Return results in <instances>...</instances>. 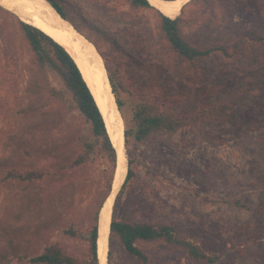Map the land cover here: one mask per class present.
I'll list each match as a JSON object with an SVG mask.
<instances>
[{"label":"rangeland","instance_id":"374dc122","mask_svg":"<svg viewBox=\"0 0 264 264\" xmlns=\"http://www.w3.org/2000/svg\"><path fill=\"white\" fill-rule=\"evenodd\" d=\"M69 1L80 8L81 20L122 45L107 62L109 68H123L126 86L133 91L134 96L121 79L115 80L125 103L126 129L131 100L137 98L162 103L173 114H192L215 101L232 107L224 122L202 121L179 131L174 139L178 145L166 138L140 144L131 137L126 152L128 160L134 161L136 177L126 188L118 216L124 213L138 221L175 225L216 255L213 264H264V15L255 21L259 14L255 9L246 13L243 5L235 7L231 0H212L215 16L206 24L202 6L183 9L181 15L197 19L185 28V35L198 44H209L227 32L235 41L236 33L224 28V19L229 20L236 9L241 14H234L232 21L241 26L240 32L263 22L259 42L244 38L243 58L213 56L201 60L200 69L191 74L160 42L156 11L134 13L127 0ZM114 11L131 12L135 22L150 26L149 33H143L142 26L132 31L130 24L116 23ZM18 18L0 6V175L15 169L47 173V177L0 184V264H34L33 258L54 245L84 259L91 215L109 194L106 175L111 164L96 152L87 166L60 171V165L82 154L85 141L93 139L90 124L55 71L50 69L48 77L63 99L45 114L30 119L21 114L38 98L27 96L33 55L16 27ZM83 33L92 32L86 28ZM101 45L107 52V44ZM71 227L84 236L70 237ZM140 248L151 256V264H193L162 243H143ZM109 264L141 262L113 247Z\"/></svg>","mask_w":264,"mask_h":264},{"label":"trees","instance_id":"16d2710c","mask_svg":"<svg viewBox=\"0 0 264 264\" xmlns=\"http://www.w3.org/2000/svg\"><path fill=\"white\" fill-rule=\"evenodd\" d=\"M47 1L54 6L63 18L70 21L78 31L84 32L86 28L91 29L92 33H86V35L94 42L106 62L109 54L112 53L115 48H120L122 46L117 40L110 39L109 35L99 29V27H96V25L89 24L87 20H81L80 8L75 3L69 0ZM88 1L92 2L93 0ZM231 1L235 7L243 5L246 13H250L254 9L258 11L259 14L253 19L255 21L259 20L260 14L264 15V0ZM127 3L134 13L142 9L156 11L159 18L155 25V30L160 37V42L164 43L169 55L176 56L179 61L186 65V70L191 74H195L200 69L201 60H207L213 56H221L226 60H231L234 57L243 58L241 46L244 42V38L252 42H259L261 39L259 34L261 29H259V26L264 22V18L262 23H256V27L243 33L239 31L241 26L238 24L235 25L232 21L234 14H241L237 9L233 12V15H229V20L224 19V28L231 29L236 33L234 35V38H237L235 41L232 42L230 40V33L227 32L225 37L217 39L209 44H198L185 35V28L195 23L197 19H188L184 14L179 17L176 16L177 18L175 19H171L152 7L149 0H127ZM211 3L212 0H192L184 9L191 5L202 6L206 10V12L203 13L205 23L209 24L212 22V17L215 16L212 11L213 7ZM114 10H117V8ZM114 12L115 15L113 20L116 23L130 24L131 27L128 26V29L132 31H135L136 26L139 27V29L141 28L142 25L138 21L135 22L133 20L131 12ZM16 27L23 40L27 42L33 55L30 67L31 77L26 89L27 96L29 98L37 96L38 98L29 107L22 110L21 114L25 116L24 118L28 119L39 114H45L53 103L63 99L62 91L54 87L48 77L50 69L55 71L63 81L66 90L72 95L75 106L90 124L91 138L93 139L92 141H85V151L82 152V154L73 158L70 163L60 165L59 169L60 171L72 172L76 171L78 168L85 167L90 162V156L97 152V154L105 158L111 164V172L106 175V181L110 192L116 168L117 153L107 132L103 115L87 83L83 79L77 64L62 45L42 30L19 18L17 19ZM149 28L150 26L143 24L142 32L149 33ZM4 29L5 28H3V30ZM93 34L96 35V40L92 39ZM102 41L107 44V52L103 51L101 45ZM148 41H151L149 37ZM133 45L137 46V42L134 41ZM133 59L135 61L139 60L138 57H133ZM106 66H108L110 81L119 108L122 111L125 103L119 97L118 86L115 80L121 79L125 90L132 96H134L133 91L126 86L123 68H109L108 62ZM130 105L131 120L129 121L130 127L126 129V145L129 144L131 137H134L135 141L140 144H149L156 142L158 139L166 138L171 144L178 145L174 139L179 131L197 127L202 121H208L210 123L224 122L232 111L231 106L220 103L219 101H215L211 106L199 107L198 110L192 114H173L166 109L167 106L163 107L162 103H158L151 99H133ZM24 153L28 154V151L24 150ZM133 165L134 161L130 159L126 180L115 202L111 224L109 259L111 258L113 247H119L131 259L139 260L141 264H151V256L140 248V244L162 243L167 247L180 251L193 264H201L203 262L206 264L215 263L217 260L216 255L209 254L198 242L191 240L188 235L179 231L175 225L138 221L131 219L130 216L124 213L122 217L118 216L121 199L126 188L132 184L136 177ZM46 177L47 173L36 175L35 171L18 173L15 169H8L1 173L0 184L4 185L15 179H19L22 182H33L39 179L44 180ZM107 195L102 197L93 215H91V225L88 236L84 237L88 242L87 255L84 259L75 258L64 252L60 247L54 245L46 248L44 253L33 258L32 262L34 264H99L98 221L101 207ZM237 204L241 206L240 203ZM67 233L72 238H82L84 236L83 233H78L73 227H71Z\"/></svg>","mask_w":264,"mask_h":264},{"label":"bare ground","instance_id":"6f19581e","mask_svg":"<svg viewBox=\"0 0 264 264\" xmlns=\"http://www.w3.org/2000/svg\"><path fill=\"white\" fill-rule=\"evenodd\" d=\"M4 3H12L17 9V13L22 19L42 30L47 35L52 37L55 41L64 46L75 59L82 75L93 92L98 106L104 116L106 127L111 138L112 144L116 146L119 153V177L120 183L127 173L126 159L122 156L123 140L120 135V129L117 127L115 121L119 118L117 109L115 107L114 98L111 94V89L107 83V77L103 68V61L96 53L93 45L87 38L78 33L67 22L63 21L50 8L46 0H3ZM189 0H149L157 9L161 10L169 17L178 16L183 5ZM93 62V63H91ZM120 138V142H119ZM117 182L116 187H119ZM117 190V189H116ZM113 196L108 200L103 209V225L102 234L105 237L108 235L109 216L106 217V211H110ZM99 252L102 253L103 242L99 239Z\"/></svg>","mask_w":264,"mask_h":264},{"label":"water","instance_id":"95a60500","mask_svg":"<svg viewBox=\"0 0 264 264\" xmlns=\"http://www.w3.org/2000/svg\"><path fill=\"white\" fill-rule=\"evenodd\" d=\"M164 1H166V0H164ZM192 0H189L188 2H186L184 5H183V7H182V9H181V11H180V13H179V15L177 16V17H179V16H181V14H182V12H183V9H184V7L189 3V2H191ZM46 2L49 4V6H50V8L53 10V12L57 15V16H59L63 21H67L71 26H72V28L74 29V30H76L78 33H80V34H82V35H84L86 38H87V40L93 45V47H94V49H95V51H96V53L99 55V57H101V59H102V61H103V68H104V70H105V73H106V77H107V83H108V85H109V87H110V89H111V94L113 95V98H114V103H115V107H116V109H117V112H118V115H119V118H120V120L118 119V118H116V121H115V123H116V125H117V127L120 129V135L122 136V140H123V142H124V144H123V148H122V156H124L125 157V159H126V167H127V173H128V169H129V160H128V155H127V152H126V124H125V119H124V116H123V114H122V111H121V109L119 108V105H118V102H117V99H116V95H115V93H114V90H113V87H112V84H111V81H110V77H109V72H108V68H107V66H106V63H105V59L102 57V55H101V53L99 52V50L97 49V47H96V45L94 44V42L92 41V40H90L88 37H87V35L86 34H84L83 32H80V31H78L77 29H76V27L70 22V21H68V20H66L65 18H63L62 16H61V14L54 8V6L51 4V3H49L47 0H46ZM168 2V1H167ZM150 3V2H149ZM150 5L152 6V7H154L156 10H158L161 14H163L164 16H166V17H169V16H167V15H165L161 10H159V9H157L154 5H152L151 3H150ZM0 6L1 7H3V8H5V9H7V10H10V11H12V12H15L18 16H19V18H20V20H22V21H24L23 19H22V17L19 15V13H17L18 11H17V9L15 8V6L12 4V3H4V1L3 0H0ZM177 17H169V18H171V19H175V18H177ZM25 22V21H24ZM57 42V41H56ZM60 44V43H59ZM61 45V44H60ZM64 47V46H63ZM65 48V47H64ZM65 50L70 54V52L65 48ZM71 55V54H70ZM71 57H72V55H71ZM73 58V57H72ZM74 59V58H73ZM74 61H75V59H74ZM75 63H76V61H75ZM91 63H93V62H91ZM77 64V63H76ZM78 66V65H77ZM79 68V67H78ZM79 70H80V68H79ZM80 72H81V70H80ZM81 74H82V72H81ZM83 76V75H82ZM83 79H84V77H83ZM85 80V79H84ZM86 82V81H85ZM88 85V84H87ZM88 87H89V85H88ZM89 89H90V87H89ZM90 91H91V89H90ZM91 93H92V95H93V97H94V99H95V101H96V98H95V96H94V94H93V92L91 91ZM96 103H97V101H96ZM97 106H98V103H97ZM99 107V106H98ZM99 110H100V108H99ZM100 112H101V110H100ZM101 114H102V112H101ZM103 115V114H102ZM103 118H104V116H103ZM105 121V120H104ZM105 125H106V123H105ZM107 132H108V130H107ZM109 134V133H108ZM112 142V141H111ZM119 142H120V138H119ZM114 146V145H113ZM114 148H115V150H116V153H117V162H116V168H115V172H114V176H113V180H112V185H111V189H110V192H109V194L107 195V197H106V199H105V201H104V203H103V205H102V207H101V210H100V213H99V221H98V241H99V239H101L102 240V242H103V249H102V253L100 254V252H99V264H109V251H110V235H111V224H112V220H113V213H114V206H115V202H116V199H117V196H118V194H119V192L121 191V189H122V187H123V185H124V182H125V180H126V177H127V173H126V175L124 176V178H123V180H122V182L120 183V178H118L119 177V153H118V149L119 148H117L116 146H114ZM117 182H119V187L117 188L116 187V184H117ZM117 189V190H116ZM113 196V198H112V204H111V209H110V211H106V217L107 216H109L110 218H109V224H108V235L105 237V235L104 234H102V225H103V221H104V218H103V215H102V213H103V209H104V207H105V204L108 202V200L111 198ZM104 222H106V221H104ZM98 245H99V242H98ZM98 249H99V246H98Z\"/></svg>","mask_w":264,"mask_h":264}]
</instances>
